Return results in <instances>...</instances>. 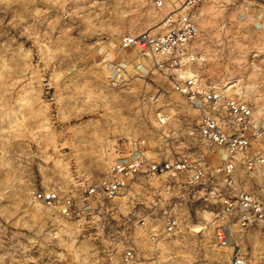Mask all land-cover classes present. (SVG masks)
Returning a JSON list of instances; mask_svg holds the SVG:
<instances>
[{
  "label": "rangeland",
  "instance_id": "1",
  "mask_svg": "<svg viewBox=\"0 0 264 264\" xmlns=\"http://www.w3.org/2000/svg\"><path fill=\"white\" fill-rule=\"evenodd\" d=\"M182 2L0 0V264H126L129 247L128 264H229L231 249L213 237L220 153L188 135L198 111L169 78L138 50L119 47L124 34L160 32ZM188 12L206 56L190 69L206 80H236L239 96L264 117V0H201ZM106 54L123 64L118 74ZM135 152L148 161L190 153L213 183L142 171L117 197L88 199L74 217L33 198L49 189L80 197L111 162ZM262 171L240 172L239 180L264 192ZM169 203L182 229L164 235ZM234 237L251 263L264 264V225Z\"/></svg>",
  "mask_w": 264,
  "mask_h": 264
},
{
  "label": "built area",
  "instance_id": "2",
  "mask_svg": "<svg viewBox=\"0 0 264 264\" xmlns=\"http://www.w3.org/2000/svg\"><path fill=\"white\" fill-rule=\"evenodd\" d=\"M200 1L183 0L182 7L164 15L160 32L143 30L124 34L119 38V47L125 51L138 50L148 57L153 69L169 78L171 90L198 111L196 128L188 131V135L215 148L222 159L217 169L220 183L210 190L218 207L214 243L220 249H231L229 264H254L241 251L234 233L264 225V192L248 189L239 180L240 172L252 174L263 170L264 174V117L255 114L253 106L239 96L236 80H206L190 69L206 60L205 54L194 45L199 30L188 12ZM163 5V0H155L157 8ZM105 59L112 74L121 71V62H115L108 54ZM157 119L160 123L165 122L163 114H157ZM142 171L150 177L177 178L186 174L189 183L196 185L213 183L204 162L190 153L148 161L135 152L111 162L105 173L87 186L80 197L59 195L53 189L34 190L32 195L36 201L56 204L63 216L74 217L87 206L88 199L117 197ZM167 206L169 210L164 209L162 213L161 233L173 235L182 229L181 217L175 210H170V203ZM141 222L144 224L143 220ZM156 236L157 233H152L150 238L154 240ZM133 260V249L126 248L123 261L128 264Z\"/></svg>",
  "mask_w": 264,
  "mask_h": 264
},
{
  "label": "bare ground",
  "instance_id": "3",
  "mask_svg": "<svg viewBox=\"0 0 264 264\" xmlns=\"http://www.w3.org/2000/svg\"><path fill=\"white\" fill-rule=\"evenodd\" d=\"M201 225H199V224H194V225H192V228L193 229H195L196 231H198V230H200V229H197V228H199ZM202 228V227H201Z\"/></svg>",
  "mask_w": 264,
  "mask_h": 264
}]
</instances>
